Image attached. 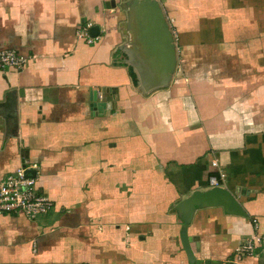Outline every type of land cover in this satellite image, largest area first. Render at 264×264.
I'll return each mask as SVG.
<instances>
[{"label":"crops","instance_id":"crops-1","mask_svg":"<svg viewBox=\"0 0 264 264\" xmlns=\"http://www.w3.org/2000/svg\"><path fill=\"white\" fill-rule=\"evenodd\" d=\"M127 1L0 0V52L27 59L0 69V180L29 168L53 202L0 216V264H264L233 256L253 220L264 234V0H164L177 61L158 87L138 83ZM212 160L246 216L184 223Z\"/></svg>","mask_w":264,"mask_h":264},{"label":"water","instance_id":"water-1","mask_svg":"<svg viewBox=\"0 0 264 264\" xmlns=\"http://www.w3.org/2000/svg\"><path fill=\"white\" fill-rule=\"evenodd\" d=\"M111 4L115 6V3ZM125 9L133 24L139 50L138 62L133 63L138 83L144 87L145 84L151 87L166 86L175 70L177 53L176 43L161 4L155 0H129ZM90 31L95 35L98 29L93 27ZM127 55L132 58L129 53ZM144 71L147 72L146 75L143 74ZM245 191L239 186L235 187L233 192L226 188L214 187L193 193L176 208L184 223L190 221L196 209L204 207H221L228 215L245 217L246 213L236 199L237 196L245 195ZM192 242L191 237L181 235L182 248L190 261L194 259Z\"/></svg>","mask_w":264,"mask_h":264},{"label":"built area","instance_id":"built-area-1","mask_svg":"<svg viewBox=\"0 0 264 264\" xmlns=\"http://www.w3.org/2000/svg\"><path fill=\"white\" fill-rule=\"evenodd\" d=\"M162 4L164 0H155ZM167 20V19H166ZM168 24L169 21L167 20ZM172 31V30H171ZM174 40L176 36L172 31ZM79 38H85L88 44H93L98 37H88L79 32ZM27 59L11 50L0 52V69L11 68L20 70ZM98 99L102 96L97 93ZM211 166L215 169L214 174L208 177V185L211 188L224 187L226 174L216 162L211 161ZM53 208V202L36 188V174H32L29 168L18 167L12 173L7 174L0 180V216L13 212H21L27 219L35 220L40 216L48 214ZM254 225V234L244 242H239L234 249V259L240 261L245 256H253L256 249L264 248V234L257 233V223Z\"/></svg>","mask_w":264,"mask_h":264},{"label":"rangeland","instance_id":"rangeland-1","mask_svg":"<svg viewBox=\"0 0 264 264\" xmlns=\"http://www.w3.org/2000/svg\"><path fill=\"white\" fill-rule=\"evenodd\" d=\"M175 43H176V41H175ZM177 47H178V46H177ZM181 49H182V48L179 47V52H180ZM207 51H209V49H208ZM131 54H132V57H133L134 54H133V53H131ZM134 60H135V59H134ZM223 188H224V187H223ZM176 207H177V206H176ZM176 207H175L174 209H175L176 212L179 213V211L177 210ZM123 236H124V238H125V235H123ZM125 239H126V238H125Z\"/></svg>","mask_w":264,"mask_h":264},{"label":"trees","instance_id":"trees-1","mask_svg":"<svg viewBox=\"0 0 264 264\" xmlns=\"http://www.w3.org/2000/svg\"><path fill=\"white\" fill-rule=\"evenodd\" d=\"M214 174V173H213ZM213 174H210V175H213Z\"/></svg>","mask_w":264,"mask_h":264}]
</instances>
